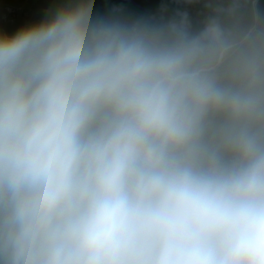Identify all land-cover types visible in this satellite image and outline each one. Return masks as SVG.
<instances>
[{
    "label": "clouds",
    "instance_id": "9594fccd",
    "mask_svg": "<svg viewBox=\"0 0 264 264\" xmlns=\"http://www.w3.org/2000/svg\"><path fill=\"white\" fill-rule=\"evenodd\" d=\"M0 264H264V0H0Z\"/></svg>",
    "mask_w": 264,
    "mask_h": 264
},
{
    "label": "rangeland",
    "instance_id": "374dc122",
    "mask_svg": "<svg viewBox=\"0 0 264 264\" xmlns=\"http://www.w3.org/2000/svg\"><path fill=\"white\" fill-rule=\"evenodd\" d=\"M15 17L20 20H25L27 18V15L24 11L18 10L15 14Z\"/></svg>",
    "mask_w": 264,
    "mask_h": 264
},
{
    "label": "trees",
    "instance_id": "16d2710c",
    "mask_svg": "<svg viewBox=\"0 0 264 264\" xmlns=\"http://www.w3.org/2000/svg\"><path fill=\"white\" fill-rule=\"evenodd\" d=\"M38 3H39V0H37V4H38ZM14 21H15V23L18 25V24L24 22L25 20H20V19H17L16 17H14Z\"/></svg>",
    "mask_w": 264,
    "mask_h": 264
}]
</instances>
